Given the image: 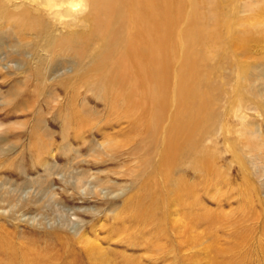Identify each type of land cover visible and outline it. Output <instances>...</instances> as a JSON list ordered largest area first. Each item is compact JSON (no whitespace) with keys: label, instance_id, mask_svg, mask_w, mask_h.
<instances>
[{"label":"rangeland","instance_id":"1","mask_svg":"<svg viewBox=\"0 0 264 264\" xmlns=\"http://www.w3.org/2000/svg\"><path fill=\"white\" fill-rule=\"evenodd\" d=\"M263 5L233 2L234 36L264 37ZM11 27H0V264H35L39 255L41 264H91L83 245L67 238L80 230L102 245L104 264H264V44L223 42L211 102L218 98L230 121L225 136L205 142L208 170L196 157L173 165L184 204L165 201L161 179L142 203L144 175L160 161L157 125L117 118L94 77L74 93L66 85L78 65L72 54L39 70L27 46L33 38ZM119 213L123 221L108 219Z\"/></svg>","mask_w":264,"mask_h":264},{"label":"bare ground","instance_id":"2","mask_svg":"<svg viewBox=\"0 0 264 264\" xmlns=\"http://www.w3.org/2000/svg\"><path fill=\"white\" fill-rule=\"evenodd\" d=\"M234 1L0 0V27L12 26L13 31L20 32L17 34L33 38L27 46L37 56L35 65L39 70L53 56L72 54L78 65L66 85L72 86L74 93L80 84L94 77L103 85L99 96L110 103L117 118L140 128L143 121L157 125L156 136L162 139L160 161L152 173L144 175L139 198L125 200L120 209L124 213L137 198L143 203L140 196L146 191L159 188L160 179L167 186L165 201L182 203L179 191L183 183H171L177 161L196 157L202 170L209 169L211 152L205 142L225 136L223 129L230 121L219 107L218 98L211 102L216 79L212 83L209 77L220 66L218 53L225 41L227 45L231 40L264 44L263 36H253L248 30L234 36L235 19L227 12ZM261 9L259 12L264 13V5ZM205 23L210 26L202 28ZM209 43L212 45L207 48ZM240 67L244 69L242 63ZM258 146L259 143L254 144L255 148ZM40 150L54 154L47 147ZM234 161L245 168L239 154ZM42 164H46L45 159ZM172 212L176 216L179 209ZM107 215L109 220L123 218V213L113 218ZM67 238L83 245L91 264H104L102 245L89 238L87 231L80 230ZM27 255H21L23 262ZM34 261L41 264L47 259L39 255Z\"/></svg>","mask_w":264,"mask_h":264}]
</instances>
